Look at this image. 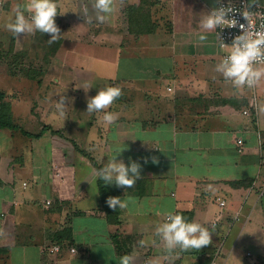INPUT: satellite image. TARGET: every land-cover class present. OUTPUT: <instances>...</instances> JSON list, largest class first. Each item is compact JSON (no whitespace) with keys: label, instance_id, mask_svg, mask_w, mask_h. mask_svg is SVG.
I'll return each instance as SVG.
<instances>
[{"label":"crops","instance_id":"1","mask_svg":"<svg viewBox=\"0 0 264 264\" xmlns=\"http://www.w3.org/2000/svg\"><path fill=\"white\" fill-rule=\"evenodd\" d=\"M220 2L116 0L112 23L87 24L90 0H58L63 37L49 44L14 39L4 24L23 0H0V104L13 125L0 129V264H264V88L236 91L215 72L216 34L199 42L200 15ZM106 86L123 90L111 126L86 113ZM58 95L74 101L65 116ZM118 148L142 179L111 224L94 170ZM169 212L215 224L212 244L167 254L155 228Z\"/></svg>","mask_w":264,"mask_h":264},{"label":"clouds","instance_id":"2","mask_svg":"<svg viewBox=\"0 0 264 264\" xmlns=\"http://www.w3.org/2000/svg\"><path fill=\"white\" fill-rule=\"evenodd\" d=\"M258 5L264 0H254ZM91 9L83 8L82 14L86 17V23L94 22L100 24L112 23L117 15L116 0H90ZM240 9L229 4L213 8L210 12L200 15L198 21V40L201 44L207 41V33L214 32L219 41L221 50H227L221 60L215 65V72L222 76L225 82L230 83L236 91L242 89H254L264 82V25L254 28L252 12L243 10L242 15L248 21V25L239 24L241 34L236 36L231 45H228L221 38L220 32L224 29L237 27L238 21L231 18L233 13ZM65 13L58 4V0H23L13 10V15L5 22L4 27L10 32L14 39L21 34L25 36L36 33L48 34L49 44L56 43L63 36L58 27L56 18ZM76 89H83L85 94L94 88L90 81H83ZM123 95L119 86H106L100 88L94 97L87 99V114L100 115L105 126L116 123L119 113L112 111L115 102ZM55 106L61 116H65L72 103L67 95H58ZM259 114L264 115V102L257 105ZM131 140V139H128ZM132 141V140H131ZM124 149H117L115 154L99 169L94 170L98 180L103 181L105 186H115L125 190V197H109L107 205L114 211L126 209L129 198L126 193L142 179V164L129 158L126 164L117 157ZM147 163V161H145ZM216 231V225H205L195 220L189 221L185 216L176 212H169L163 222L158 223L155 228V235L158 243L163 246L166 253L171 255L177 250L189 252L201 250L212 244V236ZM143 246L144 241L140 242ZM120 259V264H135L132 254H126Z\"/></svg>","mask_w":264,"mask_h":264},{"label":"built area","instance_id":"3","mask_svg":"<svg viewBox=\"0 0 264 264\" xmlns=\"http://www.w3.org/2000/svg\"><path fill=\"white\" fill-rule=\"evenodd\" d=\"M223 6L227 7L229 4L233 6L234 8L240 9L239 12L233 13L231 18H235L238 21L237 27L231 28V29H224L222 32L218 29V32H220L221 38L224 40V42L228 45H231L232 40L241 34V30L239 28V24H245L248 25V21L243 17L242 11L248 10L252 12V20L254 28H260L261 25H264V3L257 4L252 3L249 0H236V1H222ZM221 6V2L219 3L218 7ZM219 45V41H218ZM225 51L224 55L227 54V50ZM238 145H242V140H238ZM261 195L264 196V189L261 191ZM225 203L221 202V206H224ZM62 251L61 246H54L52 247L49 252L51 254L53 253H60ZM71 252L75 253V249H71ZM212 264H220L218 262H213Z\"/></svg>","mask_w":264,"mask_h":264},{"label":"trees","instance_id":"4","mask_svg":"<svg viewBox=\"0 0 264 264\" xmlns=\"http://www.w3.org/2000/svg\"><path fill=\"white\" fill-rule=\"evenodd\" d=\"M10 107L6 103L0 104V129L2 128H13V125L11 124L10 120ZM98 187H99V193L101 197V202L103 209L106 211L107 218L109 223L111 224H119V209L117 207V210L111 209L106 201L109 197H116L121 192L122 189L117 188L115 186H105L103 181H98ZM113 242L117 248V250L122 251L123 249V241L121 239L120 235H113L112 236Z\"/></svg>","mask_w":264,"mask_h":264},{"label":"rangeland","instance_id":"5","mask_svg":"<svg viewBox=\"0 0 264 264\" xmlns=\"http://www.w3.org/2000/svg\"><path fill=\"white\" fill-rule=\"evenodd\" d=\"M27 64V63H26ZM27 65H29V64H27ZM27 69V68H26ZM259 86H261L262 88H264V82H262ZM211 218H208V220H210ZM242 240L243 241H245V239L244 238H242ZM245 248H247V249H250V250H252L253 249V243H250V244H248V246L246 245L243 249H244V251L243 250H239V253L240 254H242L243 252H245ZM238 252H236L235 254H233V255H237V254H239ZM219 261V263H223V259L222 258H219L218 259Z\"/></svg>","mask_w":264,"mask_h":264},{"label":"bare ground","instance_id":"6","mask_svg":"<svg viewBox=\"0 0 264 264\" xmlns=\"http://www.w3.org/2000/svg\"><path fill=\"white\" fill-rule=\"evenodd\" d=\"M251 112V111H250ZM74 247V246H73Z\"/></svg>","mask_w":264,"mask_h":264}]
</instances>
